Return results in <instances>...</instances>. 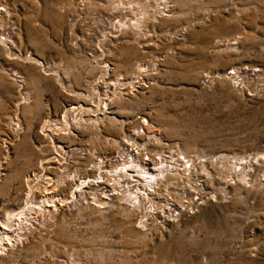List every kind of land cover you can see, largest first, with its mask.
<instances>
[{
  "label": "rangeland",
  "instance_id": "374dc122",
  "mask_svg": "<svg viewBox=\"0 0 264 264\" xmlns=\"http://www.w3.org/2000/svg\"><path fill=\"white\" fill-rule=\"evenodd\" d=\"M6 2L0 264H264V0ZM139 118L156 149L224 155L197 211L147 230L99 170ZM73 174L101 177L97 195L46 214L41 194L70 198Z\"/></svg>",
  "mask_w": 264,
  "mask_h": 264
},
{
  "label": "built area",
  "instance_id": "2783aa9c",
  "mask_svg": "<svg viewBox=\"0 0 264 264\" xmlns=\"http://www.w3.org/2000/svg\"><path fill=\"white\" fill-rule=\"evenodd\" d=\"M9 16L6 0H0V17L4 18L0 41L12 45L17 28ZM139 119L132 136L118 140L113 152L102 157L101 173L106 193L120 197L134 211L136 226L147 230L197 211L204 201L202 166L219 162L224 155L186 154L169 145L156 149L140 138L147 121Z\"/></svg>",
  "mask_w": 264,
  "mask_h": 264
},
{
  "label": "bare ground",
  "instance_id": "6f19581e",
  "mask_svg": "<svg viewBox=\"0 0 264 264\" xmlns=\"http://www.w3.org/2000/svg\"><path fill=\"white\" fill-rule=\"evenodd\" d=\"M2 43V42H1ZM5 43V42H4ZM7 45V44H6ZM12 74V73H11ZM13 129H14V126L12 127ZM15 130V129H14ZM15 131H17V130H15ZM48 162L49 161H51L50 159H48L47 160ZM98 161V160H97ZM99 162V161H98ZM96 165V164H95ZM98 166V165H97ZM101 166V165H100ZM97 169V168H96ZM99 170L101 171V169L99 168ZM98 169H97V171H99ZM100 171H99V173H100ZM98 173V174H99ZM35 174L36 173H34V174H32L31 176H28L27 177V179H26V182H25V185H24V187H23V189H24V191H25V201H26V203L27 202H31V198L35 195V192H36V188L34 187V185L33 184H31V182H30V180H32L33 178H34V176H35ZM68 174V173H67ZM76 174V173H75ZM74 175V174H73ZM97 176V178H95V177H93V178H87V180H82V178H81V182L79 183L78 181H79V179H78V177L76 178L75 177V175L74 176H69V177H67V178H69V179H73L74 180V182H73V184H76L75 186H73V188H72V190L70 191V194H69V196H70V198H63V199H56V197H54V193H55V190H56V187L55 186H51L50 188H48V190H44V192L41 194V197L42 198H44L43 200H44V202H40L39 204V206L41 207V208H43L44 210V212H46V214L48 213L49 214V210H50V208H48V206L50 207V206H52V211L54 212V211H56V210H66V209H71L73 206L75 207V204H79L80 202H87V200H85V195H86V193H89V191L86 189L88 186L90 187V185H91V188H92V193L95 195H97V190L99 189H97V182H99V181H101L102 182V180H101V177H99L98 178V175H96ZM99 176H100V174H99ZM104 177V176H103ZM66 179V178H65ZM84 179V178H83ZM94 181H93V180ZM105 179V178H104ZM72 181V180H71ZM104 181V180H103ZM21 189H22V187H21ZM99 195V194H98ZM51 202V203H49V202ZM29 202V203H30ZM53 202V203H52ZM79 202V203H78ZM28 203V204H29ZM80 204H82V203H80ZM31 205V204H30ZM63 206L65 207V208H63ZM27 207H32V206H29V205H26L25 207H24V209L22 210V207H21V209H19L18 211H15L14 213H12L11 215H10V217H9V223L11 222V221H16V222H18V224L20 223L21 225H22V217H23V214L26 212L25 211V208H27ZM38 207V206H37ZM39 207V208H40ZM28 208V209H29ZM38 208V209H39ZM50 210V211H51ZM40 214V213H39ZM50 215V214H49ZM44 217V216H43ZM49 217H51V216H49ZM33 218V217H32ZM36 219V218H35ZM34 219V220H35ZM50 219V218H49Z\"/></svg>",
  "mask_w": 264,
  "mask_h": 264
}]
</instances>
